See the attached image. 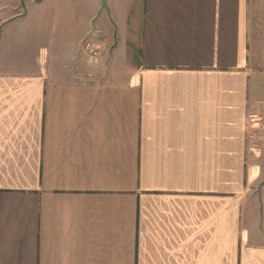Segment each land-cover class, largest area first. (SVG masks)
Segmentation results:
<instances>
[{
  "label": "crops",
  "instance_id": "obj_1",
  "mask_svg": "<svg viewBox=\"0 0 264 264\" xmlns=\"http://www.w3.org/2000/svg\"><path fill=\"white\" fill-rule=\"evenodd\" d=\"M55 1L0 0V264H264V0Z\"/></svg>",
  "mask_w": 264,
  "mask_h": 264
},
{
  "label": "rangeland",
  "instance_id": "obj_2",
  "mask_svg": "<svg viewBox=\"0 0 264 264\" xmlns=\"http://www.w3.org/2000/svg\"><path fill=\"white\" fill-rule=\"evenodd\" d=\"M98 1H100V0H98ZM25 2H27L28 4H36V5L40 6V8H42V11H39V12L40 13L43 12V17L46 19V20L44 19V22L48 23V24L44 25V31H46V34L48 36H50L51 35V23H52L51 21L54 18L53 17V8H54L53 4H56V1L55 0H28V1L25 0ZM85 2H87V0H68L67 4H81V3L84 4ZM101 4H103L101 9H99V10L93 9L95 14L97 15L96 17L100 16V12L102 9H103V11L101 12V15L104 14L105 8H106V6L104 4H107V0H101ZM12 5L13 6L15 5L19 11H25L24 0H23V2H20L19 4L12 3ZM73 10H76V8H73ZM32 15L33 16L29 17V21L31 19H34V16H35L34 12L32 13ZM83 40H84V38L82 39L81 43L83 42ZM37 47L38 46H36L35 44L29 43L28 49L26 51H24V53L22 54V57H21L23 64H25L26 61H27V63L33 62L35 54L37 53ZM98 58L95 60H91V61L88 59L87 62L88 61L89 62L86 65L84 64L85 65L84 67H80V69H79L80 75L89 76L88 75V74H90L89 72H91V75H92V73L95 69V67L93 68V66H94V64H96L98 62ZM77 72H78V69H77ZM256 124H260V123H256Z\"/></svg>",
  "mask_w": 264,
  "mask_h": 264
},
{
  "label": "built area",
  "instance_id": "obj_3",
  "mask_svg": "<svg viewBox=\"0 0 264 264\" xmlns=\"http://www.w3.org/2000/svg\"><path fill=\"white\" fill-rule=\"evenodd\" d=\"M100 35V30L93 29L81 43V50L87 55L90 61L97 59L103 50Z\"/></svg>",
  "mask_w": 264,
  "mask_h": 264
}]
</instances>
